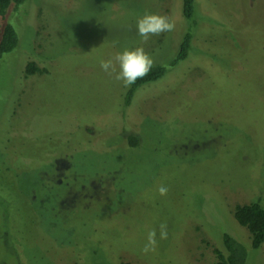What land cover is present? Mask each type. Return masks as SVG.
<instances>
[{"label": "rangeland", "instance_id": "1", "mask_svg": "<svg viewBox=\"0 0 264 264\" xmlns=\"http://www.w3.org/2000/svg\"><path fill=\"white\" fill-rule=\"evenodd\" d=\"M196 2L203 53L128 106L99 60L137 47L168 60L181 0H25L0 17L18 39L0 57V264H213L223 233L264 264L232 216L264 207V0ZM146 12L175 30L142 42ZM29 62L46 72L25 76ZM162 223L168 239L142 253Z\"/></svg>", "mask_w": 264, "mask_h": 264}, {"label": "trees", "instance_id": "2", "mask_svg": "<svg viewBox=\"0 0 264 264\" xmlns=\"http://www.w3.org/2000/svg\"><path fill=\"white\" fill-rule=\"evenodd\" d=\"M25 0H0V17L4 20L7 9L13 5L18 8ZM196 0H181V13L186 21V30L184 31L176 51L173 53L168 60L154 63L153 68L145 77L138 79L132 84L125 96V105L128 106L134 99V92L145 86L154 84L156 80L162 78L169 70H172L189 58V55L200 56L203 53V45L206 43L204 40L202 43L197 37L196 29L200 25L199 19L197 18ZM201 14V12H199ZM199 16V15H198ZM200 17V16H199ZM208 42V41H207ZM18 39L13 27L6 21L0 26V57L3 54L11 52L17 47ZM207 53V52H206ZM211 55L209 52L207 53ZM218 60L229 61L233 63V60L229 56H220ZM241 63V62H240ZM191 68L188 67V70ZM45 68H39L36 62H29L25 69L24 75H32L34 73H45ZM232 74L240 76L244 73L242 64L233 63L230 70ZM135 134L127 135V148H132L137 144V138ZM233 219L235 222L244 227L250 236V247L253 250L259 249L264 245V207L258 202H253L244 205H237L233 210ZM222 250L214 249L216 255V261L213 264H247L246 256L247 250L242 242L236 237L223 233L221 236ZM128 264V263H122Z\"/></svg>", "mask_w": 264, "mask_h": 264}, {"label": "clouds", "instance_id": "3", "mask_svg": "<svg viewBox=\"0 0 264 264\" xmlns=\"http://www.w3.org/2000/svg\"><path fill=\"white\" fill-rule=\"evenodd\" d=\"M176 28V22L168 16L156 13L146 12L140 17L135 25L137 35L141 37L142 42L147 41L154 36H159L165 32H172ZM99 66L107 75L120 81L124 87H130L138 79L148 75L154 66L153 58L145 52L143 47H137L129 50L125 49L117 52L108 59H100ZM157 192L160 196H166L168 188L159 186ZM168 239V225L162 223L159 226V233L152 230L147 235V241L141 249L142 253L149 254L155 252L159 241Z\"/></svg>", "mask_w": 264, "mask_h": 264}]
</instances>
